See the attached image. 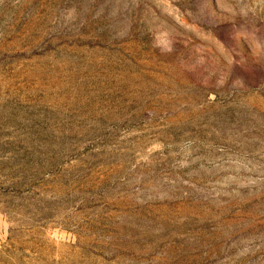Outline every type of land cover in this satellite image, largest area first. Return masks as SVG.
Returning <instances> with one entry per match:
<instances>
[{
    "label": "rangeland",
    "instance_id": "1",
    "mask_svg": "<svg viewBox=\"0 0 264 264\" xmlns=\"http://www.w3.org/2000/svg\"><path fill=\"white\" fill-rule=\"evenodd\" d=\"M0 264H264V0H0Z\"/></svg>",
    "mask_w": 264,
    "mask_h": 264
}]
</instances>
